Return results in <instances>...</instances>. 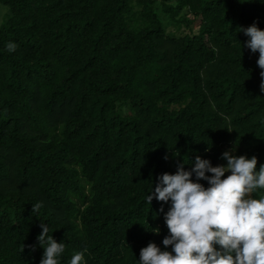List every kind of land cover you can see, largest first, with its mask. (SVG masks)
Returning <instances> with one entry per match:
<instances>
[{"label":"trees","instance_id":"obj_1","mask_svg":"<svg viewBox=\"0 0 264 264\" xmlns=\"http://www.w3.org/2000/svg\"><path fill=\"white\" fill-rule=\"evenodd\" d=\"M155 1L196 32L166 33ZM0 4V264H40L41 224L65 245L59 264H139L150 242L171 251V202H147L160 175L196 156L221 165L223 148L264 165L259 53L239 30H264V0Z\"/></svg>","mask_w":264,"mask_h":264},{"label":"clouds","instance_id":"obj_2","mask_svg":"<svg viewBox=\"0 0 264 264\" xmlns=\"http://www.w3.org/2000/svg\"><path fill=\"white\" fill-rule=\"evenodd\" d=\"M239 30L248 38L245 46L259 53L256 64L261 70L260 91L264 92V30L256 22ZM16 47L11 41L6 45L10 53ZM221 159L226 165L212 166L210 160L196 156L191 170H185L184 162L178 163L175 174L164 173L157 178L147 202H171L164 214L168 235L162 241L171 251L150 242L140 250L139 264H264V197L252 198L257 190L264 189V165L257 171L256 156H236L232 151H224ZM40 207L37 203L32 211ZM40 227L37 241L44 249L40 264H59L65 245L49 236L45 224ZM155 232L159 234V229ZM28 247L35 251L34 245ZM83 262L84 253L77 252L69 264Z\"/></svg>","mask_w":264,"mask_h":264},{"label":"rangeland","instance_id":"obj_3","mask_svg":"<svg viewBox=\"0 0 264 264\" xmlns=\"http://www.w3.org/2000/svg\"><path fill=\"white\" fill-rule=\"evenodd\" d=\"M169 3H172L169 1ZM154 6L156 7V11L158 12L159 17L162 20L163 27L166 33H174L175 36L182 35L184 33H194L197 30L198 18L193 16V14L188 13L186 9L180 10L175 16V19H181L178 24L174 23V20H170L166 15L162 14L159 11V3L155 1ZM138 7H135L137 10ZM7 12V8L0 4V21L2 20L4 14ZM177 27V28H176ZM116 109L121 114H126L128 111V103L122 102L116 104ZM224 151H229L226 148L221 150V156ZM226 161L221 165H226ZM228 174V173H226Z\"/></svg>","mask_w":264,"mask_h":264}]
</instances>
